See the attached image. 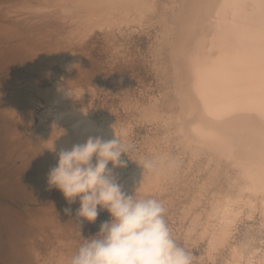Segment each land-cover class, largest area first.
Listing matches in <instances>:
<instances>
[{
  "label": "bare ground",
  "instance_id": "obj_1",
  "mask_svg": "<svg viewBox=\"0 0 264 264\" xmlns=\"http://www.w3.org/2000/svg\"><path fill=\"white\" fill-rule=\"evenodd\" d=\"M164 5V44L172 70L168 100L139 110L142 121L158 126L149 143L152 159L162 163L158 171L144 172L136 164L128 180L146 194H163L168 183L186 173L188 230H199L208 261L264 264V0H166ZM156 7L157 0H24L7 13L55 25L70 20L65 31L78 40L95 29L146 22ZM58 89L61 98L75 92ZM76 109L51 112L53 124L63 121L73 130L59 134L51 151L56 147L58 154L88 137L128 140L131 122L98 123ZM172 144L180 149L177 155L170 151ZM181 155L188 157L187 164ZM196 174L201 181H195ZM206 195L208 203L197 211Z\"/></svg>",
  "mask_w": 264,
  "mask_h": 264
},
{
  "label": "rangeland",
  "instance_id": "obj_2",
  "mask_svg": "<svg viewBox=\"0 0 264 264\" xmlns=\"http://www.w3.org/2000/svg\"><path fill=\"white\" fill-rule=\"evenodd\" d=\"M23 1L0 0V264H54L71 259L84 238L97 234L100 224L110 220L107 211H100L93 223L77 220L79 200L70 205L47 182L49 170L58 163L56 147L51 151L49 145H57L62 134H73L63 121L53 124L52 117L76 108L98 123L131 122L128 140L121 139L131 146L128 157H121L127 166L114 170L118 182L130 195L134 191L137 198L163 203L172 236L191 255L192 264H217L206 258V241L199 238V230H188L191 215L186 208L191 194L182 184L186 173L168 183L163 194H146L128 180L135 161L152 159L155 153L149 142L158 126L142 121L140 109L157 100L167 101L171 87L170 54L163 35L166 0H157L158 11L146 22L95 29L78 40L67 33L70 20L55 25L7 13ZM63 34L68 36L64 39ZM61 86L75 92L61 98L57 90ZM178 148L172 144L170 151L177 155ZM194 178L202 180L197 174ZM208 198L195 207L197 211ZM66 208L71 213H65Z\"/></svg>",
  "mask_w": 264,
  "mask_h": 264
},
{
  "label": "clouds",
  "instance_id": "obj_3",
  "mask_svg": "<svg viewBox=\"0 0 264 264\" xmlns=\"http://www.w3.org/2000/svg\"><path fill=\"white\" fill-rule=\"evenodd\" d=\"M130 147L115 136L88 137L60 150L57 165L49 170V187L58 189L70 205L79 200L77 220L93 223L100 211L110 215L97 234L84 238L70 264H192L191 255L172 236L163 203L137 198L134 191L130 195L118 182L114 170L127 166L121 157H128ZM135 162L143 172L158 171L162 163L160 158Z\"/></svg>",
  "mask_w": 264,
  "mask_h": 264
}]
</instances>
